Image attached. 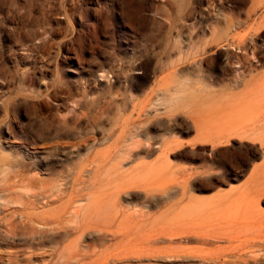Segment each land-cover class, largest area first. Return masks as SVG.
<instances>
[{
	"label": "rangeland",
	"instance_id": "rangeland-1",
	"mask_svg": "<svg viewBox=\"0 0 264 264\" xmlns=\"http://www.w3.org/2000/svg\"><path fill=\"white\" fill-rule=\"evenodd\" d=\"M218 2L176 13L170 0H0V264H216L202 255L247 244L258 259L239 264H264V97L254 113L250 87L226 84L235 70L227 50L175 37L215 23L203 8ZM223 13L246 17L238 0H225ZM254 36L264 45V26ZM185 85L224 98L240 91L230 136L198 137L190 106L169 103ZM132 112L140 131L175 127L183 143L168 157L193 173L188 192L169 173L130 191L133 203L113 194L107 170L123 144L112 145L111 122ZM98 151L108 160L94 176ZM179 224L222 234L170 237Z\"/></svg>",
	"mask_w": 264,
	"mask_h": 264
},
{
	"label": "bare ground",
	"instance_id": "bare-ground-1",
	"mask_svg": "<svg viewBox=\"0 0 264 264\" xmlns=\"http://www.w3.org/2000/svg\"><path fill=\"white\" fill-rule=\"evenodd\" d=\"M201 1L203 0H170V3L172 9L176 13H181L184 10H189V13H192L194 11V4ZM238 2L245 7L246 17H234L233 15L223 13L225 0H219L218 4H212V10L209 5L203 8V15L207 16V21L213 19L215 23L210 22L209 27L206 24L199 33H178L175 37L177 40L183 38L186 42L192 43L196 49H201L203 52H207L213 48L227 50L224 59L225 64L227 67L233 65L235 70L233 77L228 78L226 84L237 86L238 83L241 82L243 88L250 87L254 96L248 100L249 102H243L248 103L247 106L251 107L250 109L254 113H257L261 106V101H258V98L264 97V72H262V70L260 71L262 68L258 69L256 65H258V67L260 63L261 65H264V61L259 58L252 61L250 56H254L256 51H258L260 52V55L262 53V58L264 59V45L259 44L254 36V31L257 28L264 26V0H238ZM167 38H172V35H168ZM254 62L258 64H254ZM134 68H138V65H135ZM196 88H191L190 85H185V88L183 86V96L178 99L171 97L169 103L174 100L176 102L178 101V103H176V106L178 107L186 105L190 106L194 113L192 122L197 129L198 137L207 138L209 136H214V133H218L219 137H216L220 139L221 137L224 138L222 135L232 133L233 129L231 128L230 122L232 123L231 119L234 115L233 109L236 107L234 105H236V100L239 97L238 94L240 91L236 92L232 89L229 91L231 95L224 98L223 93L217 94L212 89H207L201 93L200 90ZM226 101H229V103L226 104ZM161 103L162 102H156L155 105L158 106V104ZM244 103L241 105L244 106ZM136 114L138 117L140 112L138 111ZM133 116L134 113L126 118H120L117 116L113 118L111 122L112 131H115L116 128L119 129V133L114 138L112 145L119 146L120 144H123L122 148L116 149V154L122 153L121 159L114 162L111 170H107V177L110 179L109 183H114L112 188V190H114L112 191L113 194L118 196L122 195V197L124 196L125 201L133 203L134 198L130 191L135 190L138 187L150 189L155 185L156 181L164 180V177L168 176L169 173L171 174L170 180L173 181V186L182 190L183 194L188 192L190 190V176L193 173L189 172L190 169L187 166L180 164L173 165L168 157L171 149L183 143L179 140L178 136H175V127L168 123H162L154 127L153 131H155V134H151V128L140 131L141 127L137 125ZM140 137L145 139L144 143H142ZM107 138L108 136H104L103 139ZM226 138L230 139V137ZM158 147L159 149L157 150ZM134 148L139 149L135 151ZM156 153H158L156 158H153V160H146L153 157ZM107 158L106 151H98L95 154L97 165L94 170V176L98 175L102 163L105 160H108ZM109 158H111V154ZM136 161H138L137 164L128 168L127 165L133 162L135 163ZM83 169V166L79 168L80 175L82 174ZM177 169L180 170L179 175ZM257 174V181L259 182L257 185H262L264 183V164H262L257 170ZM167 186L168 185L164 186V188ZM169 187L171 186L169 185ZM242 195L243 194H240L239 198ZM192 200L195 202L203 201L196 197H193ZM52 208L53 207H51V209ZM20 212L21 211H19V213ZM57 216L59 217V214H57L56 217ZM23 222L24 221H22V223ZM38 223L39 222H37V225ZM218 231L208 230L200 226L196 227L179 224L175 232L170 233L169 236L174 237L177 235L179 238L183 239L188 238L198 242H208L211 238L220 237L219 235L222 233ZM255 246L256 244H247L239 248H229L221 253L217 251L218 253L212 257L205 255H202V257L205 262L213 260L216 264L249 263L250 260L257 261L258 259L259 255L254 254L255 250L253 248ZM181 251L190 252L187 248L179 249V252Z\"/></svg>",
	"mask_w": 264,
	"mask_h": 264
}]
</instances>
